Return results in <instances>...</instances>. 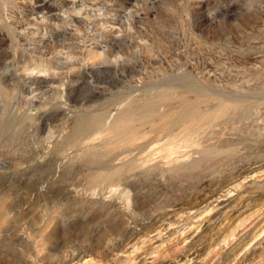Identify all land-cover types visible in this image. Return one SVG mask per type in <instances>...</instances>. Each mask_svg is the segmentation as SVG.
<instances>
[{"label":"rangeland","instance_id":"rangeland-1","mask_svg":"<svg viewBox=\"0 0 264 264\" xmlns=\"http://www.w3.org/2000/svg\"><path fill=\"white\" fill-rule=\"evenodd\" d=\"M0 264H264V0H0Z\"/></svg>","mask_w":264,"mask_h":264},{"label":"bare ground","instance_id":"bare-ground-1","mask_svg":"<svg viewBox=\"0 0 264 264\" xmlns=\"http://www.w3.org/2000/svg\"><path fill=\"white\" fill-rule=\"evenodd\" d=\"M188 106H189V105H188ZM188 106H187V107H188ZM191 106H192V105H191ZM187 107H186V108H187ZM193 107H194V106H193ZM188 108L191 109V107H188ZM185 113H186V110H185ZM192 117H193V116H192ZM195 119H196V118H195ZM200 119H201V118H200ZM187 120H188V119H186V122H187ZM188 121H189V120H188ZM202 121H204V120H202ZM193 122H194V121H193ZM173 123H174V122H173ZM179 124H180V123H179ZM172 125H173V124H172ZM194 125H195V124H194ZM173 127H175V123H174V126H173ZM194 127H195V126H194ZM203 127H204V126H203ZM170 128H172V127H170ZM194 129H195V128H194ZM171 130H172V129H171ZM178 130H179V129H178ZM204 130H205V129H204ZM177 133H178V132H177ZM172 134H173V133H172ZM201 134H202V133H201ZM201 134H200V135H201ZM182 135H184V133H183ZM195 135H196V134H195ZM185 136H186V135H185ZM188 136H189V135H188ZM188 136H187V137H188ZM193 136H194V135H193ZM198 136H199V135H198ZM170 137H171V136H170ZM177 137H178V136H177ZM191 137H192V136H191ZM171 138H172V137H171ZM174 138H175V137H174ZM172 139H173V138H172ZM175 139H176V138H175ZM178 139H179V138H178ZM189 139H190V137H189ZM189 139H188V140H189ZM168 140H169V139H168ZM190 140H191V139H190ZM172 141H173V140H172ZM174 141H175V140H174ZM180 141H181V140H180ZM184 141H185V140H184ZM176 142H177V141H176ZM185 142H187V141H185ZM167 143H168V141H167ZM176 144H177V143H176ZM181 144H182V143H181ZM186 145H187V144H186ZM170 146H171V145H170ZM178 146H179V145H178ZM170 148H171V147H170ZM176 148H177V147H175V149H176ZM166 149H167V147H166ZM171 149H172V148H171ZM168 150H170V149H168ZM171 152H172V150H171ZM173 152H174V151H173ZM168 153H170V152H168Z\"/></svg>","mask_w":264,"mask_h":264}]
</instances>
